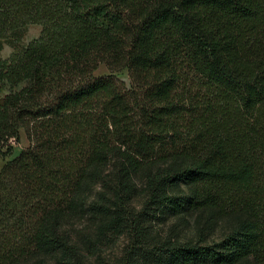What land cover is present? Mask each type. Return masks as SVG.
Returning <instances> with one entry per match:
<instances>
[{
    "label": "trees",
    "instance_id": "obj_1",
    "mask_svg": "<svg viewBox=\"0 0 264 264\" xmlns=\"http://www.w3.org/2000/svg\"><path fill=\"white\" fill-rule=\"evenodd\" d=\"M22 134L0 264H103L126 233L108 264H264V0H0V145ZM204 209L219 240L155 239Z\"/></svg>",
    "mask_w": 264,
    "mask_h": 264
},
{
    "label": "rangeland",
    "instance_id": "obj_2",
    "mask_svg": "<svg viewBox=\"0 0 264 264\" xmlns=\"http://www.w3.org/2000/svg\"><path fill=\"white\" fill-rule=\"evenodd\" d=\"M41 27L39 24H29L27 27L26 34L23 38V42L29 43L36 39L40 34ZM11 48L5 45L1 55L6 57L10 54ZM109 73L105 64L99 65L95 70L96 76H105ZM118 76L129 83V79L126 71H121ZM28 144L25 135L22 134L18 142L6 141L0 145V168L5 161L12 159L16 156L22 148ZM133 210H139L141 207L140 196L136 197L132 202ZM214 218L215 220H213ZM156 221V220H155ZM157 229L155 239H164L167 237L176 238L179 240H200L202 239L206 243H212L221 238L224 231L226 222L224 216L219 214L216 209H204L196 211L192 214L184 215V218H178L172 216L167 218L163 222H155L153 224ZM77 232L86 227L87 232H92L94 229V223H88L86 220L77 219L76 222ZM130 243L128 234H122L115 239L111 238L109 242L103 245L102 253L99 257L103 264L113 262L114 259L120 258L126 244Z\"/></svg>",
    "mask_w": 264,
    "mask_h": 264
}]
</instances>
